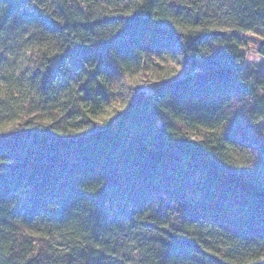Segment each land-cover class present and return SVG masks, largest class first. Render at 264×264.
Returning <instances> with one entry per match:
<instances>
[{"label":"trees","instance_id":"1","mask_svg":"<svg viewBox=\"0 0 264 264\" xmlns=\"http://www.w3.org/2000/svg\"><path fill=\"white\" fill-rule=\"evenodd\" d=\"M257 29L264 0H0V264H264Z\"/></svg>","mask_w":264,"mask_h":264},{"label":"rangeland","instance_id":"2","mask_svg":"<svg viewBox=\"0 0 264 264\" xmlns=\"http://www.w3.org/2000/svg\"><path fill=\"white\" fill-rule=\"evenodd\" d=\"M244 39V47L242 50L246 55V68L248 70H260L263 67L264 56L260 55L258 49L262 42H264V30L257 29L253 32H248L242 35ZM160 84V82H154L143 87L139 90H146L148 92L152 91L154 86ZM118 99L117 101H119ZM116 103V102H115ZM114 103V104H115ZM110 110L111 107H110ZM254 132L262 139H264V119L256 125Z\"/></svg>","mask_w":264,"mask_h":264}]
</instances>
